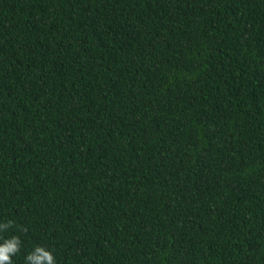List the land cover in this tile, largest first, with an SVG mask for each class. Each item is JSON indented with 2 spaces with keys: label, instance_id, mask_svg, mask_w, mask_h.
Instances as JSON below:
<instances>
[{
  "label": "trees",
  "instance_id": "obj_1",
  "mask_svg": "<svg viewBox=\"0 0 264 264\" xmlns=\"http://www.w3.org/2000/svg\"><path fill=\"white\" fill-rule=\"evenodd\" d=\"M24 264H264V0H0V223Z\"/></svg>",
  "mask_w": 264,
  "mask_h": 264
},
{
  "label": "clouds",
  "instance_id": "obj_2",
  "mask_svg": "<svg viewBox=\"0 0 264 264\" xmlns=\"http://www.w3.org/2000/svg\"><path fill=\"white\" fill-rule=\"evenodd\" d=\"M14 221L0 223V264H14L13 257L19 253L22 241L18 235L5 236ZM24 264H57L53 252L44 246L36 245L24 256Z\"/></svg>",
  "mask_w": 264,
  "mask_h": 264
}]
</instances>
